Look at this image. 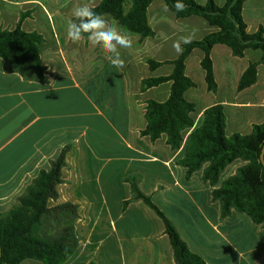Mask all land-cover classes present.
<instances>
[{"label": "crops", "instance_id": "crops-1", "mask_svg": "<svg viewBox=\"0 0 264 264\" xmlns=\"http://www.w3.org/2000/svg\"><path fill=\"white\" fill-rule=\"evenodd\" d=\"M101 1L0 0V31L15 30L22 14H30L22 29L43 36L40 57L46 68L44 79L25 78L7 73L0 58V214L16 208L40 172L51 170L64 154L58 197L50 200L49 208L68 204L72 211L47 216L42 233L56 237L72 230L77 245L64 264H177L163 220L134 199L132 179L206 264H264V225L236 210L223 217L221 202L213 196L248 162L229 164L216 185L204 179L209 163L190 177L180 164L189 135L210 107L223 106L228 137L249 135L264 123L262 50L249 49L240 58L228 46L215 45L211 59L216 92L209 90L202 67L205 52L196 48L190 53L185 73L196 87L185 98L195 105L194 126L183 132L181 147L173 150L166 135L153 142L141 134L147 127V102L167 101L171 89L165 83L142 92V81L174 70L164 64L151 71L147 60H176L181 53L174 43L180 42L181 48L187 44L181 37L194 35L191 42L199 41L219 28L199 16L178 19L163 0H156L148 9L155 36H132V47L120 49L125 60L120 70L100 47L86 39L73 43L66 36L73 8H93ZM226 1L215 0L219 6ZM243 18L249 33L264 29V0L246 1ZM254 63H260L257 82L239 91L243 74ZM46 223L54 228L47 230ZM22 264L43 263L27 259Z\"/></svg>", "mask_w": 264, "mask_h": 264}, {"label": "trees", "instance_id": "trees-1", "mask_svg": "<svg viewBox=\"0 0 264 264\" xmlns=\"http://www.w3.org/2000/svg\"><path fill=\"white\" fill-rule=\"evenodd\" d=\"M154 1L156 0H102L92 9L115 20L121 28L130 31L132 36L144 40L155 36L148 18V9ZM163 1L178 19L199 16L211 26L219 28L217 32L208 34L199 41L184 44L183 51L176 60H147L151 71L164 64L173 65L174 70L169 76L142 81V92L165 83H171V89L167 101L147 102V127L141 134L153 142L166 135L168 145L177 150L183 142V132L194 126L191 114L195 111V105L185 98V93L196 87L185 73V62L190 53L196 48L205 52L202 67L206 71L209 90L216 92L217 84L211 59L213 47L218 44L226 45L235 57L240 58L249 49L262 50L260 63L264 64V29L260 28L256 33L247 31L243 8L248 0H227L224 6L217 5L215 0H207L205 5L196 0H182L186 5L183 12L175 10L176 0ZM29 15L22 14L15 30L0 31V58L4 61L7 73L44 79L46 68L40 57V45L44 38L37 32H26L22 29V22ZM260 63L248 67L241 78L239 91L257 82ZM226 126L223 106L208 108L201 126L189 135L186 152L180 164L187 169V176L190 177L204 164L209 163L204 179L211 185H216L229 164L237 159L247 161L248 164L240 168L235 176L227 179L221 188L216 189L213 196L221 202L223 217L236 210L246 213L254 223L264 225V165L261 162L264 123L255 125L249 135L234 134L230 137L225 133ZM65 165V155L62 154L53 162L51 170L40 172L26 193L20 197L16 208L8 214H0V264H22L27 259L38 260L43 264H64L73 255L77 241L70 228L64 229L56 237L42 234L47 216L72 211V206L68 204L49 208L50 200L58 197L57 186L62 182ZM130 182L134 199L143 201L163 220L177 264H206L199 255L190 251L174 225L151 198L140 191L137 181L132 179Z\"/></svg>", "mask_w": 264, "mask_h": 264}, {"label": "clouds", "instance_id": "clouds-1", "mask_svg": "<svg viewBox=\"0 0 264 264\" xmlns=\"http://www.w3.org/2000/svg\"><path fill=\"white\" fill-rule=\"evenodd\" d=\"M177 12H183L186 5L182 0H176L174 4ZM168 11L167 7L164 9ZM73 19L67 24L66 36L73 43H79L85 38L93 47H100L106 55L107 60L117 69L123 70L125 60L121 56V48H131L133 45L132 33L121 28L113 20L109 22L104 15L96 12L88 5H79L72 10ZM194 35L181 37L183 43H191ZM179 54L183 49L180 42L173 45Z\"/></svg>", "mask_w": 264, "mask_h": 264}, {"label": "rangeland", "instance_id": "rangeland-1", "mask_svg": "<svg viewBox=\"0 0 264 264\" xmlns=\"http://www.w3.org/2000/svg\"><path fill=\"white\" fill-rule=\"evenodd\" d=\"M153 92H154V91H153ZM150 96H151V97H154V94L152 93V94H150ZM52 228H54V226H52V225H50V224L48 225V224L46 223V229H47V230H50V229H52Z\"/></svg>", "mask_w": 264, "mask_h": 264}, {"label": "water", "instance_id": "water-1", "mask_svg": "<svg viewBox=\"0 0 264 264\" xmlns=\"http://www.w3.org/2000/svg\"><path fill=\"white\" fill-rule=\"evenodd\" d=\"M261 162L264 165V147H263L262 153H261Z\"/></svg>", "mask_w": 264, "mask_h": 264}]
</instances>
